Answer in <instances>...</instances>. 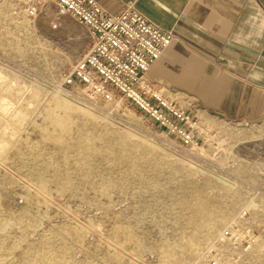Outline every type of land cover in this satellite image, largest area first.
I'll return each instance as SVG.
<instances>
[{
    "label": "rangeland",
    "instance_id": "rangeland-1",
    "mask_svg": "<svg viewBox=\"0 0 264 264\" xmlns=\"http://www.w3.org/2000/svg\"><path fill=\"white\" fill-rule=\"evenodd\" d=\"M55 7L0 0V264H206L231 222L264 227V119L200 118L183 148L128 103L62 86L91 46ZM235 264H264L260 245Z\"/></svg>",
    "mask_w": 264,
    "mask_h": 264
},
{
    "label": "crops",
    "instance_id": "crops-1",
    "mask_svg": "<svg viewBox=\"0 0 264 264\" xmlns=\"http://www.w3.org/2000/svg\"><path fill=\"white\" fill-rule=\"evenodd\" d=\"M111 14L126 2L170 45L147 82L191 105L194 115L229 123L264 119V0H99Z\"/></svg>",
    "mask_w": 264,
    "mask_h": 264
},
{
    "label": "built area",
    "instance_id": "built-area-1",
    "mask_svg": "<svg viewBox=\"0 0 264 264\" xmlns=\"http://www.w3.org/2000/svg\"><path fill=\"white\" fill-rule=\"evenodd\" d=\"M11 1L14 14L26 19L34 20L45 8L55 7L59 15H68L89 30L91 46L64 76V88L90 101L134 106L183 148L200 151L210 140L200 130V119L191 105L165 96L158 85L147 82V72L173 38L132 3L126 2L111 14L99 0ZM238 221L231 222L207 246L204 263L235 264L248 249L260 245L264 227L249 233Z\"/></svg>",
    "mask_w": 264,
    "mask_h": 264
}]
</instances>
